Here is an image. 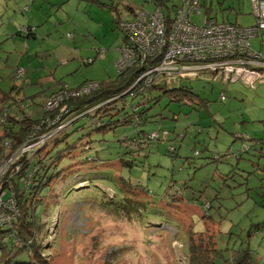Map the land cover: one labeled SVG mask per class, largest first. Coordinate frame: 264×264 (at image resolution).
<instances>
[{
  "label": "rangeland",
  "instance_id": "obj_1",
  "mask_svg": "<svg viewBox=\"0 0 264 264\" xmlns=\"http://www.w3.org/2000/svg\"><path fill=\"white\" fill-rule=\"evenodd\" d=\"M155 1L0 0V93L15 86L12 95L20 98L37 89L48 94L53 86L46 78L68 90L116 79L114 64L124 39L118 23L130 20L131 11H152ZM181 1L158 3L171 8ZM210 3L209 16L218 22L256 23L249 0H205L207 8ZM205 8L200 16L193 13V24L202 23ZM250 45L264 58V31ZM18 69L23 74L16 78ZM248 75H238V83L228 87L204 75L205 81L153 88L143 98L124 96L101 119L103 126L114 124L106 131L94 129L97 118L66 125L62 140L43 153L40 175L47 184L36 198L29 188L24 194L35 210L41 256L14 251L3 257L11 237L0 250V264H188L195 233L214 234L213 264H264V144L253 142H264V83L242 86L252 82ZM180 88L194 95L190 106L163 95ZM30 102L37 101L22 102L24 112L39 118L42 111L31 115ZM138 104L136 113L146 112L135 127L132 108ZM122 118L131 123L122 124ZM161 131L167 141L143 143L139 150L122 142ZM3 133L0 123V137ZM179 133L182 143L175 138ZM242 145L247 153L213 160Z\"/></svg>",
  "mask_w": 264,
  "mask_h": 264
},
{
  "label": "built area",
  "instance_id": "obj_2",
  "mask_svg": "<svg viewBox=\"0 0 264 264\" xmlns=\"http://www.w3.org/2000/svg\"><path fill=\"white\" fill-rule=\"evenodd\" d=\"M151 1L154 0H148ZM158 1L167 0H157L152 11L140 9L132 19L118 23L117 28L124 34V39L118 49L119 58L114 64L116 73L120 75L130 68L138 70L135 81L124 94L134 97L161 83L170 87L182 79H200L204 75L218 78L225 84H234L238 82V75L249 72L264 73V58L252 50L250 45V40L260 37L261 31H264V0H249L256 23L248 27L218 22L213 18H203L200 25L193 24L190 17L193 13L201 15V0H182L180 6H173V15V7L169 8ZM98 56H103V52H99ZM22 74V69L16 70V78ZM97 88L96 82H86L74 90H68L61 84L60 91L49 97L44 105V111L54 115L37 125L28 140L8 160L1 159L0 228L5 224L10 226L11 222L19 217L12 187L9 185V193L1 191L5 182L20 171V165L16 164L18 159L25 158L30 161L35 153L44 148L60 131L68 128H63L64 126L104 108L123 95L96 102L94 106H86L80 112H74L72 107L64 104L70 98H78ZM219 98L224 101V94ZM4 113L0 123L6 127ZM6 132L8 131L4 128V133ZM162 136L165 138L167 133L163 132ZM150 138L156 139L158 134H151ZM1 145L5 151L8 149L9 142L6 137L1 139ZM30 177L31 175L25 178L24 187L28 186L27 180Z\"/></svg>",
  "mask_w": 264,
  "mask_h": 264
},
{
  "label": "trees",
  "instance_id": "obj_3",
  "mask_svg": "<svg viewBox=\"0 0 264 264\" xmlns=\"http://www.w3.org/2000/svg\"><path fill=\"white\" fill-rule=\"evenodd\" d=\"M94 0H92L93 2ZM94 3V2H93ZM157 3V0L156 2ZM203 5H201L202 8ZM209 10V8H207ZM132 12V11H131ZM205 13L207 16H209V13L205 10ZM209 18V17H208ZM229 23V22H226ZM235 24V23H234ZM261 35V33H260ZM99 52H97L98 54ZM258 53V52H257ZM117 74V73H116ZM138 75V70L136 68H130L129 70L123 72L122 74H117L116 79L111 80L110 78L107 80H102L98 83V88L94 91H91L89 93H84L78 98H70L67 102L64 104L66 106L72 107V111L74 112H80L81 109L85 108L86 106H94L96 102L104 101L107 99H112L116 96H120L118 99L113 100L110 104L106 105L104 108L96 110L92 113L86 114L79 119L89 117V118H97V125L94 127V129L99 130V131H106L111 128H113L114 124H108L106 126L101 125V119L106 117V115L109 112L108 106L113 104L115 101L120 100L124 96H129L131 99H136V98H143L147 95L149 91H151L153 88H156L157 90H165V88H168L166 85L161 86V85H155L152 87L151 90L148 92L142 93V94H137L134 97H132L130 94H124L131 84L135 81L136 77ZM213 79V78H212ZM212 79H207L206 81H212ZM181 81H205L204 78L200 77L199 78H187V79H182L180 80L177 84H180ZM63 85L62 82H56L55 87L56 90L50 94L45 102L41 105H39L38 111H42L41 116L39 118L31 117L28 116L24 112V98L23 97H18L16 94L12 95V90L15 89V86L11 87L9 92H4L1 93L2 96L4 97L3 101H1V107H0V116L3 115L5 112V126L4 128L7 129L8 132L3 133V135L0 137V161L3 158L4 160H8L11 155L23 144L25 143L34 128L39 125L40 123H43L46 119L50 118L51 116L54 115L44 111V105L46 101L48 100L49 97L55 95L60 91V85ZM85 84V83H83ZM83 84H81L79 87H81ZM229 85L232 84H225V87H228ZM77 88V89H78ZM222 94V93H221ZM220 94V95H221ZM164 96H167L170 99L171 103L174 102H179V101H184V104L186 106H190V98L193 97L194 95L191 93V91L186 90L185 88H180V89H174V90H169L167 92L163 93ZM220 99V98H219ZM153 100H147L146 104H149ZM221 101V100H220ZM5 103V104H4ZM155 103V102H154ZM3 105H6L5 108ZM3 106V107H2ZM137 107L139 108V104L136 107L132 108V115L133 119L137 121V125L141 123L142 121V116L145 114V110L141 113H136L137 112ZM9 109L11 110V114L9 112ZM4 113V114H5ZM78 119V120H79ZM127 120L129 118H122L121 122L122 124H127ZM77 121V120H76ZM74 121V122H76ZM74 122L71 123V125L74 124ZM111 123V122H110ZM129 123L130 120H129ZM44 130H46L44 128ZM43 130V131H44ZM69 128L61 131L58 133L50 142L47 143V145H56L57 142L61 141L66 131H68ZM166 131H161L158 132V138L152 139L150 138L151 135H146L145 138H136V139H127L124 138L122 139V142L124 143L125 147L132 149L133 146L138 148V150L141 148V145L144 143L145 146L147 142H165L167 141V137L162 138V133ZM167 133V132H166ZM138 134V133H137ZM182 135V133L176 134L175 138L178 142L182 143L183 141V136L182 138L179 139V136ZM3 137H6L9 142V147L5 151L1 145V139ZM138 137V136H137ZM237 139L243 140V141H251L249 138H244L243 135H239ZM254 143L258 145H263L264 142H260V140H253ZM262 143V144H261ZM47 145L37 151L35 155L32 157L30 161H26L25 158H20L16 162V164L20 165L21 169L19 172H17L14 176H12L8 182H5V184L1 187V191H5L6 193H9V185L12 187V191L15 192V197L19 209V217L15 218L12 222L11 225L8 226L5 224L3 227L0 228V250L4 251L6 244L5 240H7L11 237L14 238L13 245L10 247L8 252L3 253V257H8L10 256L14 251H25L28 255H31L32 253L36 257L37 255L41 256L40 248L42 247L38 245V242L36 240V232H35V218H34V208L32 207V204L28 206L26 203V199L24 198L25 191L29 188L32 190L31 195H34V198L37 197L38 193L40 192V189L47 184V181H45V177L43 175H40V171H45L43 170V167L41 166L42 163L45 162V157H43V153L46 152ZM85 149L88 150L86 147ZM174 148L170 147L168 149L169 153L174 152ZM157 151V150H156ZM249 151V147L246 145H242L240 151L237 153H232L229 151L225 155L222 156H217L214 161H220L222 157H226L229 155H233L235 157L240 156L243 153H247ZM48 153V152H47ZM46 153V154H47ZM195 156H198V153L194 154ZM36 158L37 161L33 162L34 159ZM238 159H241L240 157ZM56 160H60V155L56 157ZM94 160V159H90ZM57 163V162H56ZM31 177L27 180V187L23 186V182L26 177L30 176ZM7 180V178H4ZM178 195V192L177 194ZM175 199H178L179 197H174ZM180 199V198H179ZM35 204V202H34ZM15 233V234H14ZM33 236V237H32ZM191 238L188 242V264H213V259H215L218 256L217 249L215 247V241H214V234H208V233H195L194 235L191 234ZM32 239H31V238ZM28 241H31L30 244H26ZM4 249V250H2ZM43 258V257H42Z\"/></svg>",
  "mask_w": 264,
  "mask_h": 264
},
{
  "label": "crops",
  "instance_id": "obj_4",
  "mask_svg": "<svg viewBox=\"0 0 264 264\" xmlns=\"http://www.w3.org/2000/svg\"><path fill=\"white\" fill-rule=\"evenodd\" d=\"M202 5V4H201ZM203 5L206 7L205 8V10L207 11V12H209L210 10H211V3L209 4V10H207V6H206V4H205V0H204V2H203ZM130 13H132L133 15H132V17H131V19L135 16V14L136 13H134L133 11L132 12H130ZM213 18L214 20H216L215 19V17H210V16H205L204 18ZM222 22H224V21H222ZM64 54V53H63ZM61 57V56H60ZM63 57V56H62ZM25 71H26V69H25ZM247 74H249L248 75V78H251V80H252V82L250 83L249 82V85H246L245 83H243V82H241V85L242 86H244V87H246V88H253V89H255V88H257L258 86H261L263 83H264V78H263V76H262V74H255V73H246L245 75L247 76ZM44 80H46V81H49V82H51V88H52V86H53V89L48 93V94H40L39 93V90L37 89V91L38 92H36V93H33L32 95H28V96H26V97H23L24 98V101H37V102H30V104H28V108H29V112L31 113V115L33 114V113H36V112H39L38 111V108H39V105H41V104H43L44 102H45V100H46V98L50 95V94H52L55 90H56V87H54L55 86V83L57 82L56 80H52L51 78H46V79H44ZM59 82V81H58ZM238 82H236L235 84H237ZM235 84H232V85H235ZM81 85V84H80ZM79 85V86H80ZM41 91H42V89H41ZM3 99H4V97L2 96V94L0 93V106H1V101H3ZM4 106V105H3ZM2 106V107H3ZM6 106V105H5ZM24 106V105H23ZM24 108H25V106H24ZM28 116H29V114L28 113H26Z\"/></svg>",
  "mask_w": 264,
  "mask_h": 264
},
{
  "label": "bare ground",
  "instance_id": "obj_5",
  "mask_svg": "<svg viewBox=\"0 0 264 264\" xmlns=\"http://www.w3.org/2000/svg\"><path fill=\"white\" fill-rule=\"evenodd\" d=\"M63 128H67V127L64 126Z\"/></svg>",
  "mask_w": 264,
  "mask_h": 264
}]
</instances>
